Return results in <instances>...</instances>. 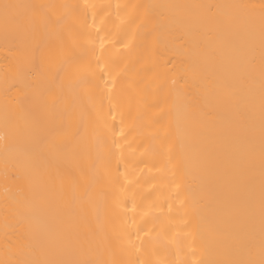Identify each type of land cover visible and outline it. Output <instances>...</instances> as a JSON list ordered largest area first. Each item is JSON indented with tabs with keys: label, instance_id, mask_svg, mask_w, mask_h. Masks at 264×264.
Masks as SVG:
<instances>
[{
	"label": "bare ground",
	"instance_id": "1",
	"mask_svg": "<svg viewBox=\"0 0 264 264\" xmlns=\"http://www.w3.org/2000/svg\"><path fill=\"white\" fill-rule=\"evenodd\" d=\"M262 260L264 0H0V264Z\"/></svg>",
	"mask_w": 264,
	"mask_h": 264
},
{
	"label": "snow or ice",
	"instance_id": "2",
	"mask_svg": "<svg viewBox=\"0 0 264 264\" xmlns=\"http://www.w3.org/2000/svg\"><path fill=\"white\" fill-rule=\"evenodd\" d=\"M2 7L4 9L5 25H7L10 22H14L16 17H15V14H14V12L12 10L17 8L18 6L6 3ZM53 147H54V145H53ZM261 264H264V260L261 261Z\"/></svg>",
	"mask_w": 264,
	"mask_h": 264
}]
</instances>
